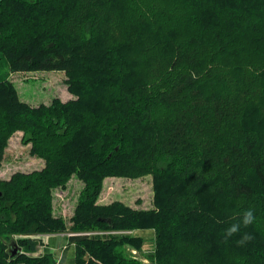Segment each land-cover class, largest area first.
Wrapping results in <instances>:
<instances>
[{
  "label": "trees",
  "instance_id": "trees-1",
  "mask_svg": "<svg viewBox=\"0 0 264 264\" xmlns=\"http://www.w3.org/2000/svg\"><path fill=\"white\" fill-rule=\"evenodd\" d=\"M0 60L63 72L75 97L32 107L0 78V164L18 131L44 162L0 180V264H62L45 247L64 232L73 264H264V0H0ZM145 175L152 208L98 203L105 179ZM74 177L65 222L53 191ZM96 230L152 231L147 263L141 235Z\"/></svg>",
  "mask_w": 264,
  "mask_h": 264
},
{
  "label": "rangeland",
  "instance_id": "rangeland-1",
  "mask_svg": "<svg viewBox=\"0 0 264 264\" xmlns=\"http://www.w3.org/2000/svg\"><path fill=\"white\" fill-rule=\"evenodd\" d=\"M3 77L13 83L19 99L32 107H37L41 104L49 105L54 98H58L63 102L75 98L67 92V87L65 85L66 75L63 72L36 71L11 73L9 72L8 66L0 60V78ZM22 135V132H15L7 142L3 160L0 164V180H8L17 172L30 173L35 170H40V168L43 167L42 165L44 162L41 159L32 157L28 153L30 146L22 143ZM82 188V183L74 177L68 182L65 189H56L53 191V205L59 206L60 209H57V213H61V217L65 222H69L73 214L74 205H76L78 201ZM152 188V175H145L134 180L124 179L123 177L107 178L103 181L98 203L110 204L114 201H118L133 209H150L152 208ZM92 232L107 233L110 231L96 230L83 234H90ZM68 233L70 232L50 236L48 239L49 246L45 247L46 251L49 250L55 253L57 260L60 259L63 262L62 264H73L74 261L73 247L68 246L66 254H63L64 250L62 252L61 246L65 244L66 238L71 234ZM126 235H141L145 239L146 243L142 254L132 250L129 252L136 254V257L140 256V259L147 263L145 259H147L152 248L153 232L131 231ZM42 238L45 240L47 237ZM45 250L43 249V252Z\"/></svg>",
  "mask_w": 264,
  "mask_h": 264
},
{
  "label": "clouds",
  "instance_id": "clouds-1",
  "mask_svg": "<svg viewBox=\"0 0 264 264\" xmlns=\"http://www.w3.org/2000/svg\"><path fill=\"white\" fill-rule=\"evenodd\" d=\"M256 220L254 210L249 208L243 213L242 219L238 222L232 223L227 229H225L223 234L224 242H227L231 237L240 232V229L247 228L252 225ZM254 237L249 233H244L239 240L236 241L237 246H244L250 242Z\"/></svg>",
  "mask_w": 264,
  "mask_h": 264
},
{
  "label": "flooded vegetation",
  "instance_id": "flooded-vegetation-1",
  "mask_svg": "<svg viewBox=\"0 0 264 264\" xmlns=\"http://www.w3.org/2000/svg\"><path fill=\"white\" fill-rule=\"evenodd\" d=\"M19 237L13 236V241H11L6 248V252L8 253L9 261L17 260L18 257L23 253L22 249L17 244Z\"/></svg>",
  "mask_w": 264,
  "mask_h": 264
},
{
  "label": "built area",
  "instance_id": "built-area-1",
  "mask_svg": "<svg viewBox=\"0 0 264 264\" xmlns=\"http://www.w3.org/2000/svg\"><path fill=\"white\" fill-rule=\"evenodd\" d=\"M131 231H125V232H115V231H110V232H107V233H101V232H92V233H90V234H85V235H87V236H102V237H104V236H110V235H122V234H127V233H130ZM71 235H73V234H71ZM39 238H41L45 243H46V241H47V239H48V237L44 240L42 237H40L39 236ZM43 242V243H44ZM132 255H136V254H132ZM58 260H60V259H58Z\"/></svg>",
  "mask_w": 264,
  "mask_h": 264
}]
</instances>
